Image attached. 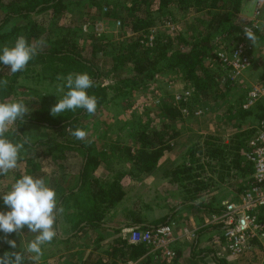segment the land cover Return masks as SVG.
<instances>
[{"label":"trees","instance_id":"1","mask_svg":"<svg viewBox=\"0 0 264 264\" xmlns=\"http://www.w3.org/2000/svg\"><path fill=\"white\" fill-rule=\"evenodd\" d=\"M218 1L220 0H125L122 5L114 6L112 13H107V15L121 21L122 29L135 34L129 43L113 53L114 69L122 70L131 66L135 79L139 80V82L134 81V84L139 83V85L154 81L158 74L174 71L181 72L185 82H195L198 91L205 90L213 85V82L218 84L220 78L211 75L206 66V61L211 56V51L214 49L213 44H215L211 34H216L219 31L230 33L235 30V21H240L244 26L250 25L239 16L243 0H228L229 7L225 20L219 19L211 25L209 34L200 41L193 43L180 37L182 47L175 49L172 39H166L161 32H158L154 41L149 44V34L155 27L158 17L173 24L176 20L177 9L179 11H201L207 8L211 11L218 7ZM80 2H88L91 6L103 10L106 8L105 6H110L111 0H81ZM0 7L6 11L0 21L2 27L15 17L27 20L26 23L15 24L10 32L4 34L0 28V41L5 42L6 46L11 47L13 41L15 42L21 35L28 41L46 38L45 40L49 42L51 38H55V41L45 51L37 49L38 54L30 60L23 72L11 74L10 70L1 64L0 80L6 79L8 85L6 88L0 87V102L13 101L15 86L21 80L31 83L44 79L40 75L44 70H50L53 74H57L56 77L45 76V79L50 78L51 80H55L58 76L67 77L70 73H87L94 81L93 86L87 90V94L96 97V110L109 100V87L100 83L102 68L99 66L101 61L99 55L103 51L101 45L98 42L81 45L76 41H70L67 37L60 39L55 37L58 36L56 33L61 31L57 19L68 7L67 0H0ZM46 19L48 23L45 22ZM242 24H240L239 30H242ZM45 35L48 36L45 37ZM135 79H131V81ZM223 85L226 89L232 88L231 80L228 78H225ZM185 106L186 103L164 104L157 111L149 113L147 116L138 117V123H134L131 127V136L127 144L113 143L109 146L108 151H101L98 154L92 153L88 146L84 145L82 148L78 139L71 135V131L77 128L81 129V119L89 115L84 109L65 111L55 117L50 113L48 116L41 114L35 118L28 113L22 121L16 122V124L30 122L55 132L59 131L47 140L33 144L26 143L20 154L18 168L9 172L7 176H0V190L4 186L3 194L11 189L10 182L14 183L23 175H31L36 178L44 177L50 187L56 191L58 206L63 207V215L68 218L73 235L67 238L57 236L58 243L62 245L61 250L58 249L51 253H46L43 250L45 255L42 264H48L47 261H50L52 257L61 259L64 264H79V260L72 261L68 258L71 256L70 252L73 254L75 252L72 240L84 230H98L106 227L104 222L110 212L126 201L129 196L128 190L122 183L126 174L133 177L150 174L156 169L164 154L174 150L178 143V136L181 134L175 123L183 121ZM251 133L241 131L235 136L233 143L234 165L233 167L223 165L219 169V177L224 173L229 175L232 168L242 175L250 173V165L246 161L243 150L248 145ZM6 136L14 143L20 142L22 138L25 139L17 129H10ZM60 138L64 140L60 141ZM205 144L208 149L206 147V153L203 151L201 154L205 153L208 158L220 161L217 157L219 154L216 153L218 149L209 146L211 145L209 143ZM80 149L85 150L83 163L78 170L77 178L71 179L68 173L70 168L64 162L71 152ZM198 150L193 147L189 148L181 156L179 165L165 173V176L170 178L172 185L174 184L184 191L187 201L192 206L195 205L193 202L210 193L214 184L213 177L209 175V170L213 171V168L210 167L211 164L207 163V166H203L197 161L195 162V152ZM107 161L110 164L126 162L131 166V171L129 173L117 171L112 180H103L94 176L95 171ZM199 205L203 206L202 203ZM136 208L137 204H134L129 210L127 214L129 223L126 227L148 228L149 230L157 228V225L154 224L145 225L140 214L135 212L143 209ZM207 209L214 214L222 211V208L215 207ZM0 210H10L4 205L2 199H0ZM262 218L264 220V214ZM110 229L120 235L114 240V245L108 244V254L105 257L101 255L100 258L96 256L91 264H109L111 260L115 261L114 264L126 263L130 259L135 260L148 253L149 248L144 243H130L129 236L121 234L117 227H110ZM20 235L33 234L25 228ZM16 236H18L17 233H12L5 238V234L0 232V256H3L5 252H12L6 239L11 240ZM49 249H52V246ZM24 255V264H32L29 254L24 253ZM213 259L217 264H228L226 259L216 256Z\"/></svg>","mask_w":264,"mask_h":264},{"label":"rangeland","instance_id":"2","mask_svg":"<svg viewBox=\"0 0 264 264\" xmlns=\"http://www.w3.org/2000/svg\"><path fill=\"white\" fill-rule=\"evenodd\" d=\"M80 1L81 0H67L68 7L57 19L61 31L56 33L58 36L55 37L58 39L67 37L70 41H76L81 45H91L95 42L101 45L103 51L99 55L101 59L99 66L102 68L100 83L109 87V100L96 110L94 115L89 114L81 119V129L87 132L88 135L84 140H77L79 144L82 145V148L84 145L90 147L92 153L95 154L101 151H108L109 146L113 143L125 145L129 142L131 127L134 123H138V117L147 116L149 113L157 111L158 108L164 104L179 105L180 103H186V106L183 108V121L176 122V127L180 129L181 132L197 133V135H199V138L196 137L197 139H191L194 142L191 147L199 149L195 152L194 159L195 162L197 161V163L203 166H207V163L212 165H210V167L213 168V171L209 170V166L207 167L210 172L209 175L213 177L212 181L214 184L212 190L218 192L217 198L221 197V200L216 198L217 202H214L213 206L223 209L228 200L235 199L243 193L245 184L251 177V171L246 175H242L236 169L232 168V173L229 172V175L224 173L219 177V169L223 165L230 167L234 165L235 150H233V143L235 142V136L241 131L252 132L248 140L249 143L257 127L264 121V100L251 104L250 108H244V105L248 102L249 92L253 85L264 79V37H262L264 36V31L254 29L255 35L258 37V42L255 46L244 34L245 27H251L253 25L252 21H255V15L261 7L260 4L264 0H256L255 7H250L251 0H243L239 16L244 22L250 23V25L244 26L240 21H235V30L230 33L219 31L216 34H211L215 44H213L214 49L211 51V56H209L206 61V66L210 74L216 75L220 78V81L218 84L213 82V85L200 91L195 87V82H185L184 75L179 71L158 74L154 81L145 85H139V83L134 84V81L139 82V80L135 79L136 77L134 76L131 66H127L128 68H123L122 70H115L112 61L113 53L129 43L135 34H131L125 29H122L121 21L115 20L107 15V13H112L114 6L122 5L125 0H111L110 6H105L106 8L103 10L91 6L88 2L83 3ZM227 1L228 0L218 1V7L211 9V11L207 8L201 11H179L177 9L176 20L173 24L158 17L155 27H153L149 34V44L154 41L158 32H161L166 39H172L175 49L182 47V45H180V37L193 43L200 41L205 35L209 34L211 25L215 24L219 19L225 20L229 7ZM5 12L6 11L0 7V21ZM157 16L156 14V17ZM23 22L26 23L27 20L15 17L10 19L3 27L0 24L2 34L10 32L15 24H21ZM45 22L48 23L47 19ZM255 23H259L261 27L264 28V11L263 15L258 18ZM240 24H242V30H239ZM47 36L48 35H45V37ZM45 39H32L28 42L37 46L38 50L45 51V49L50 47L55 41V38H51L49 42ZM39 41H44V45H39ZM14 43L13 41L12 46H14ZM237 45L243 46L245 54L251 62V66L241 74L229 68L228 63L221 60L219 56V54L222 53L230 59V54ZM4 46H6V43L0 41V49ZM40 75L44 77V79L31 83L27 80H21L16 84L14 92L15 98L13 101L22 98L30 110L29 113L34 117L41 114H46L48 116V114H50V109L64 95V93L57 91V86L65 83V80H58L57 78L55 80H51L50 78L45 79V76H57V74H53L50 70L41 71ZM225 78L231 80V89H226L223 85ZM131 79L135 80L131 81ZM64 91L66 92L67 89L65 88ZM45 109L47 110L44 113ZM239 121L242 126L236 127ZM11 129L19 130L20 133L24 135L25 139L32 144L41 140H47L53 134L59 132L30 122L18 123ZM199 133H202V135ZM59 140L63 141L64 139L60 138ZM205 143H209L211 144L209 146L218 149L216 153L219 154L217 157L220 161L212 160L207 157L205 150L206 147L208 149V146ZM246 150L247 147L243 150L244 155ZM203 151L205 153L201 154ZM168 153L169 152L165 153L160 161H162L164 157L166 160ZM84 156L85 150L80 149L71 152L68 159L64 162L65 165L70 168L68 173L71 179L77 178V173L83 163ZM181 158L182 157H179L180 161ZM117 171L129 173L131 171V166L126 162L110 164L107 161L95 171L94 176L102 178L103 180H112ZM135 178L136 177L129 174L125 175L122 183L128 190L129 196L126 201L119 204L117 208L110 212L104 222L105 228L84 230L79 236L72 240L75 252L74 254L72 252L71 256L67 255L70 260H79V264H91V261L96 256L98 258H100L101 255L105 257L108 254L109 245H114V240L120 235L112 230L113 228L109 230L110 227H117L121 234L129 236L134 229L154 231L162 226L171 225L177 236L183 235L186 239L191 236V238L186 240L187 242H179L181 245L184 247L187 246L189 251L195 245L197 232L193 230L192 233L190 230L189 227L192 224L189 219L184 218L181 222H177L178 224L171 221V219L169 220L167 217H169L170 213L174 210L171 211L169 205L166 204V200H164L167 194L161 195V197L154 196H157L159 191L163 192L167 190L168 187L164 185L163 188L154 189V192H152L151 187L145 186L144 183H135L133 181ZM12 183L13 182H10V184ZM140 183L143 185H140ZM180 190L184 193L182 189ZM3 191L4 186L0 190V194H3ZM224 193L226 194L224 195ZM229 193V197L233 198L228 197ZM184 197L187 198L185 193ZM199 201L200 200H198V202ZM134 204H137L138 209L142 208L144 214L148 213L152 218L161 219L159 224H164L157 226V228L153 230L139 227L130 230V228L126 227L127 225L120 229V222L128 220L127 214ZM206 216L209 218L207 221L208 224L205 225L201 220L204 224L201 227L202 229H206L215 224L213 221L214 214L211 217V214L208 215V213H206ZM67 219V217H64L63 212L58 216L57 236L68 237L73 235ZM144 221L145 223H152L149 220ZM187 222H189V224ZM181 224H183V226H180ZM34 235L35 234L29 236L18 235L11 239L17 244V248L12 249V251H24L26 244L34 239ZM57 236L50 244L43 247L44 252L51 253L53 251L56 252L58 249L61 250L62 245L58 243ZM220 237L216 229L215 235L210 238L217 242L214 243V241H212V248L215 251V255L220 259H226L228 264H240L238 263L239 260L229 255L226 247L223 246V243L220 241ZM105 245L107 247H105ZM51 246L53 250L49 249ZM47 249H49L48 252ZM105 249H107L106 255L104 252ZM174 250H176L177 254V249L174 248ZM156 252L165 255L161 250ZM44 255L41 257L40 264L44 263ZM166 259L172 261L168 257ZM198 260L199 258L195 259L197 262L196 264H215L212 263L213 259L211 257L208 258L207 262ZM244 261L249 262L247 259H244ZM114 262V260H111L109 264H114ZM165 262L168 264L167 261ZM173 262L174 260L170 262V264ZM47 263L64 264V262L57 257L50 258V261H47ZM173 264H178V262Z\"/></svg>","mask_w":264,"mask_h":264},{"label":"clouds","instance_id":"3","mask_svg":"<svg viewBox=\"0 0 264 264\" xmlns=\"http://www.w3.org/2000/svg\"><path fill=\"white\" fill-rule=\"evenodd\" d=\"M255 4L256 0H251L250 7H255ZM254 28L264 31V28L257 23L245 27L244 34L255 46L258 37L253 31ZM38 44L44 45V41H39ZM37 54V46L30 44L21 35L16 39L14 46H4L0 49V64L6 66L11 74H16L26 70L30 60ZM57 79L65 80V83L57 86V91L64 95L50 109L53 117L76 109H84L90 115L95 114L97 99L87 94L94 81L87 73H70L66 78L58 76ZM7 85L6 79L0 80V87L6 88ZM28 113L29 109L22 98L11 102H0V176H7L19 166L20 154L29 141L22 138L20 142L14 143L7 138L6 133ZM71 135L78 140H84L88 133L77 128L71 131ZM0 199L10 209L7 212L0 211V232L5 234V238L12 233L22 234L25 228L29 233L35 234L34 239L26 244L24 252H5L0 256V264H24V253L29 254L33 264H39L44 255L43 247L50 244L57 236V218L63 212V207L58 206L56 191L50 187L44 177L23 175L12 183L11 189L0 196ZM6 243L12 249L17 248L14 240L6 239Z\"/></svg>","mask_w":264,"mask_h":264},{"label":"built area","instance_id":"4","mask_svg":"<svg viewBox=\"0 0 264 264\" xmlns=\"http://www.w3.org/2000/svg\"><path fill=\"white\" fill-rule=\"evenodd\" d=\"M263 9V6L258 9L255 21L263 15ZM255 21H252L253 25L257 24ZM219 56L238 74L251 66L243 46L240 45L231 52L230 59L222 53ZM260 100H264V79L253 85L244 108H250L251 104ZM245 158L250 165L251 177L245 184L243 193L226 202L222 211L215 214L213 221L218 226L220 241L229 255L237 260L247 259L249 264H264V121L249 141ZM129 240L133 244L144 243L149 248L161 250L171 260L176 257L172 245L177 237L171 225L154 231L134 229Z\"/></svg>","mask_w":264,"mask_h":264},{"label":"crops","instance_id":"5","mask_svg":"<svg viewBox=\"0 0 264 264\" xmlns=\"http://www.w3.org/2000/svg\"><path fill=\"white\" fill-rule=\"evenodd\" d=\"M260 6H263L264 8V1L260 4ZM239 126L240 127L242 126L240 121L239 123H237L236 127H239ZM199 134L202 135V133H199ZM212 134H215V133H212ZM198 136L199 135H197V133L194 134V133L181 132V134L178 136V141H177L178 143L176 147L174 148L173 151L168 153V156H166L167 159L165 160V157H164L163 159L164 161L163 160L160 161L158 166L152 173L142 175L140 177H136L135 180H133L135 183L142 182L145 184V186L151 187L152 192H154V189H157V188L161 189L164 187V185H166L168 187L167 190L163 192L159 191V194L157 196L156 195L154 196L161 197V195L167 194V197H164V200H166V204L169 205L170 210L171 211L174 210L173 212L170 213V216L168 217L169 220L171 219V221L177 223V222H181V220H183L184 218H188L192 224L189 227L190 230L192 231V233H193V230L197 232L195 245L190 249V251L187 246L184 247L179 242H182V243L187 242L186 240L191 238V236L186 239L184 238L183 235L177 236V234H175L177 237V240L172 245V248L173 249L176 248L178 252L176 254V257L173 259L174 260L173 263L178 262V264H184V263L196 264L197 263L195 261L196 258L197 259L199 258V260H203L207 262L209 257L213 259V257L216 256L215 251L212 248L213 247L212 241H214V243H217V242L214 239H210V238L211 236L215 235V230L218 228L217 224L216 225L214 224L213 226L208 227L206 229H202L201 227L204 224L205 225L208 224L207 221L209 220V218L206 216V213H208V215L211 214V217L214 214L211 211H209L207 208L215 207L213 206V203L217 202L216 198H217L218 192L216 190L214 191L211 190L210 193L206 195V197H202L201 199H199L200 200L199 202L202 203L203 201V206L199 205L198 200L193 202V204L195 205L192 206L191 203L186 201V198L184 197V193H182V191L180 190L181 188L177 187L176 185H172L170 178L165 176L166 172L173 170L176 166L179 165V162H180L179 157H181L182 154L185 153L192 146L194 142L191 139H197L199 138ZM140 185H143V184L140 183ZM225 194L226 193H224V195ZM229 196H230V193L228 194V197ZM229 198H233V197H229ZM217 199L221 200V197ZM231 200L232 199L228 201H231ZM137 212L140 214L143 220H149L150 222H152V223H145V225L154 224V225L159 226V225L164 224V223L159 224V221L161 219L152 218L148 215V213L144 214V210L143 211L140 210ZM201 220L203 221L204 224L201 222ZM127 223H129L127 220L121 221L119 224V228L121 229V227H124L125 225H127ZM187 223L189 224V222ZM180 226H183V224H181ZM131 229L133 228L131 227L130 230ZM218 233H219V230H218ZM62 238H67V237H62ZM105 247L107 246L105 245ZM106 251L107 249L104 250L105 255H106ZM156 251L157 250H153L149 248L148 253L146 255L136 258L135 260L130 259L126 263L118 262V264H166L165 261H167V263L170 264V262L173 261V260L172 261L167 260L166 259L167 257L165 255H163L160 252H156ZM126 256L129 257L130 255H126ZM238 260H239L238 263L240 264H249V262L247 261H244L241 259H238ZM212 263L217 264L214 261V259Z\"/></svg>","mask_w":264,"mask_h":264}]
</instances>
